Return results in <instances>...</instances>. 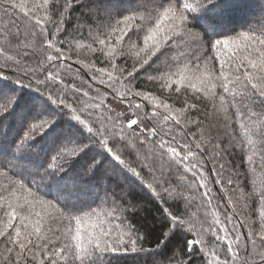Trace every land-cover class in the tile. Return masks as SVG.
<instances>
[{"label": "trees", "instance_id": "16d2710c", "mask_svg": "<svg viewBox=\"0 0 264 264\" xmlns=\"http://www.w3.org/2000/svg\"><path fill=\"white\" fill-rule=\"evenodd\" d=\"M157 2L168 6L165 0ZM170 2L177 7L193 5L195 10L186 13L187 24L199 39L191 47L169 42L165 56L159 60L153 57L151 67L141 68L147 54L140 49L148 29L155 27V18L137 21L131 41L118 39V29L124 25L116 21L143 11L144 0H103L100 9L108 8L112 13L109 29L97 27L104 18V12L97 11L98 0H49L47 6L44 0H0V77H7L0 83L18 89L15 94L22 98H31L38 89L45 94L48 91L36 85V79L46 80L48 73L58 75L49 87L54 84L63 90L78 111L85 108L80 113L82 119H87L88 113L93 118L120 114L127 132L124 143L135 147L125 149L122 143L114 151L122 152L126 164L141 173L125 179L105 162L89 176L93 151L76 166L81 170L76 192L65 189L63 182L49 188L48 180L40 179L47 175V149L38 152L41 145H36L23 170L8 165L15 184L8 191L0 187V232L4 233L0 236V264H15L20 243L28 247L20 264L41 260L48 264L53 247L66 248L57 264H81L80 249L90 252L101 233L124 239L116 252L105 255L104 264H262L257 253L264 251L260 236L264 233V97L244 77L251 69L242 58L260 47L255 37L264 39V0H227L224 8L208 17L216 25L210 36L193 20L203 15L199 6L207 7L208 0ZM146 6L149 10L156 7ZM54 21H62L59 32ZM160 27L159 35H163L169 22L162 21ZM244 35L253 39L244 40ZM100 40L105 43L100 44ZM216 40H228L229 44L213 47ZM48 41L54 47H48ZM130 45H135L131 52L121 56ZM55 48L61 49L62 56L49 63L48 55H60ZM134 68L137 71L133 72ZM129 72L133 76L129 77ZM16 80L21 84L12 83ZM124 85L133 92L147 93L148 99L125 95ZM137 103L141 114L147 113L150 119L128 129L126 121L135 118L136 111L130 105ZM186 105L195 107L186 109ZM192 120L197 123H190ZM105 123L119 133L109 120ZM153 127L158 130L155 136ZM5 130L9 140H19L27 126L18 116H0V133ZM162 139L176 147L177 153L161 149ZM188 146L192 153L182 159ZM149 152L154 154L155 175L159 177L163 169V179L169 182L165 186L179 193L176 200L165 203L147 188L152 183L156 192L160 191L152 173L141 164ZM7 159L10 157H0V165ZM100 159L97 157L98 164ZM7 183L0 180V184ZM65 203H69L71 215L60 208ZM13 209L16 216L10 218ZM163 209L185 221L170 238L163 235L171 232L165 226ZM77 230L79 239H74ZM129 237L137 240V251L132 250ZM187 239L198 243L189 246Z\"/></svg>", "mask_w": 264, "mask_h": 264}, {"label": "snow or ice", "instance_id": "6c2138e0", "mask_svg": "<svg viewBox=\"0 0 264 264\" xmlns=\"http://www.w3.org/2000/svg\"><path fill=\"white\" fill-rule=\"evenodd\" d=\"M168 6L165 7L163 3H158L157 0H144L145 7L143 11L137 10V14L133 16H125L122 20H117L116 24H123V28H119L120 33L118 39L123 41L125 37L129 41L133 39L135 33H133V28L137 21L144 22L146 19L155 18V27L148 29L149 35H146L143 39L144 48L140 49L141 52L147 54V58L143 59L140 63V67L144 68L145 65L151 67L149 63H155V60H159L162 56H165L164 49L167 48L169 42L177 43V45H186L191 47L192 43L199 39L197 33L191 32L188 27L187 12L194 11L193 5L191 3H182L179 7L172 4L170 0H165ZM227 0H208L207 7L200 5L203 9V15L194 16L193 20L199 27L204 31L206 35H213L216 32V25L213 21L209 20L208 17L217 14L218 10L226 6ZM49 0H44L45 6H47ZM103 0H98L97 11L104 12V18L96 21H90L91 23H97V27H102L103 29L112 28L110 23L112 13L108 8L100 9L99 4H102ZM147 4H155L156 7L149 10L146 6ZM162 9V12L159 11ZM167 20L169 22V29L163 32V35H159L161 31L162 21ZM62 22V21H60ZM56 23L57 32L60 31L59 23ZM144 27L142 23V28ZM139 39V37H136ZM244 40H252V37L244 35L242 37ZM256 42L260 47H255L251 50L249 55H245L242 58L243 63H246L251 71H245L244 77L247 82L251 84V88L260 96L264 97V39L260 37H255ZM151 41V44H149ZM100 44H104V40L99 41ZM223 43L225 46L229 44L228 40L220 41L216 40L213 47ZM135 45H130L128 50H122L120 52L121 56L128 55L131 52V48ZM48 47H54L51 41H48ZM55 51L60 55H48L46 57L47 62L52 63L62 56L61 49L55 48ZM140 53L137 52L136 56L139 57ZM155 57V60L153 59ZM175 59V58H173ZM243 63L241 66H243ZM46 67V65H45ZM239 70V69H237ZM104 72L103 69L99 70ZM123 71V70H121ZM137 71L136 68L133 72ZM133 72H129L128 76H133ZM27 74V73H25ZM221 76L224 75L223 72L220 73ZM109 79H112V74L107 73ZM7 77H0V80H6ZM59 79L58 75L46 74V80L36 79V85H42L45 89H48L47 93L40 92L37 90V94L31 98H22L15 93L18 89L8 88L7 84L0 83V100L5 102L0 103V116L13 115L18 116L22 125L27 126V130L23 132V135L19 140H9L7 130L0 133V157L9 158L6 163L0 165V180L7 181V185L0 184V187H4L5 191H8L15 182L11 179L8 165L13 168H19L23 170L24 165L29 163V156L36 149V145H41L39 151H44L47 149L46 158L48 165L45 168L46 176H41V180H48V187L52 188L54 186L59 187L61 182H63V187L69 192H76L79 188L80 181L77 179L81 175V170L77 169V164L83 156H87L89 153L95 151V154L91 156L89 160L90 171L87 173L89 176L95 175L97 168L105 162L109 163L111 166V171L119 172L120 175L124 176L125 179H131L132 177H140L141 173L126 164L123 158L122 152L114 151L117 144L124 145V148H134L135 145H130L124 143L126 141L127 132L123 124L120 123V114L110 117H100L93 118L91 113H88L87 119H82L81 114L85 112V108L81 107L79 111L70 102L69 97L63 92V90H58L53 87H49L50 82H55ZM127 79V77H125ZM256 82H253V81ZM236 81H240V77H236ZM13 84L20 85L19 80L13 81ZM60 83H63L61 80ZM123 83V81H121ZM125 95L131 96H142L144 99H148L147 93L133 92L130 87L124 85ZM247 87V85H245ZM7 89V92H5ZM225 91L227 87L225 86ZM87 95V93H84ZM224 98L221 97V100ZM264 102V101H262ZM135 108L133 116L135 118L128 119L126 121L127 128L131 129L133 126H138L144 121H148L150 118L147 113L141 114V105L139 103L130 105ZM195 105H186L187 108H194ZM19 109V111H17ZM181 110V111H185ZM155 115V114H153ZM109 120L112 124V128H119V133L112 131L105 120ZM176 123L179 124L180 120L176 119ZM190 123H197L195 120L190 121ZM157 129L152 128V134L155 136L157 134ZM137 139H139L137 137ZM141 145L144 141H140ZM161 149L167 147L172 153H177V148L169 145L167 141L161 140L159 144ZM196 148H200V144H196ZM192 153L191 146H188V153L185 154L182 159H188L189 155ZM130 154V153H129ZM153 153L149 152L144 154V159L141 161L143 168L149 169L152 173V179L156 187L160 189L156 192L153 188V184L149 183L147 188L151 190L155 195L160 196L165 203L168 199L176 200L179 197V193L176 192L175 188L167 187L169 182L163 179L164 172L160 169V176L155 175L156 168L153 166L155 161L153 159ZM217 156L220 153H216ZM97 157H101L99 164L97 163ZM53 162H56L53 166ZM195 167V166H194ZM224 166L221 165V168ZM143 170V169H142ZM129 173L131 176H129ZM11 175H19L18 172H12ZM231 183V180H229ZM122 188V185H117ZM22 187V185H21ZM14 194V193H13ZM166 197V199H165ZM59 204V201H57ZM55 207V206H53ZM60 208L64 212L71 215L72 209L69 203L60 205ZM60 209H57L59 211ZM165 226L171 229V232H165L163 235L169 237L174 235L177 230H179L183 224L184 220L178 218V216L173 213L170 209H163ZM63 215V213H61ZM15 209L9 213L10 218H15ZM39 231V229H37ZM19 235V232H17ZM0 236H4L3 232H0ZM261 240H264V233L260 234ZM74 239H79V230H77L76 237ZM139 239V237H137ZM51 243V240H49ZM124 243L122 236L111 238L108 234L101 233L93 241L92 250L89 252L87 249L81 248V254L78 256L81 264H104L105 255L109 252H116L120 245ZM129 243L132 246L133 251H137L136 239H131L129 237ZM187 245L193 246L198 243L195 239H187ZM79 248L80 246L77 245ZM19 248L21 253L18 254V258L15 264H20L22 259V252L28 250L27 244L20 243ZM52 255L47 257L48 264H57V259H63L66 252V248H55L51 249ZM262 264H264V251L257 253ZM38 264H45V261L41 260Z\"/></svg>", "mask_w": 264, "mask_h": 264}]
</instances>
